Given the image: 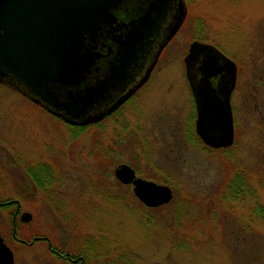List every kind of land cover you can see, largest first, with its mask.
Masks as SVG:
<instances>
[{"label": "rangeland", "instance_id": "obj_1", "mask_svg": "<svg viewBox=\"0 0 264 264\" xmlns=\"http://www.w3.org/2000/svg\"><path fill=\"white\" fill-rule=\"evenodd\" d=\"M185 8L149 85L100 122L72 125L0 86V199L32 214L21 239L91 249L87 264H264V0H187ZM201 40L237 67L227 148L196 132L185 59ZM122 164L170 187L172 201L144 205L116 178ZM37 173H49L57 192L38 190ZM240 174L247 192L234 199L226 189ZM9 211L0 209L2 237L14 231ZM12 244L15 264H63L46 242Z\"/></svg>", "mask_w": 264, "mask_h": 264}, {"label": "water", "instance_id": "obj_2", "mask_svg": "<svg viewBox=\"0 0 264 264\" xmlns=\"http://www.w3.org/2000/svg\"><path fill=\"white\" fill-rule=\"evenodd\" d=\"M122 2L0 0V82L20 91L50 113L65 117L72 125L101 121L133 93L130 91L106 109L92 111L99 98L107 95L117 79L121 83L122 78L118 76L130 64L132 54L136 52L134 49L145 47L156 30L154 15L166 10L168 0L152 3L144 16L131 23L121 58L113 65L111 75L105 82L89 87L80 98L71 91L68 102L59 101L54 88L56 85H80L91 74L101 57L100 53H95L94 44L106 26L112 27L117 22L114 11ZM157 5L162 7L157 9ZM178 11L166 42L177 33L185 20V6L180 5ZM163 47H160V51ZM185 64L196 102L198 136L209 147H230L234 142L231 95L237 79L236 64L214 46L197 42L191 45ZM105 88L106 92L99 94ZM116 178L124 185H133L136 197L147 207L163 206L174 197L170 187L139 178L127 164L116 169ZM21 221L30 223L32 214L23 213ZM0 264H15L14 252L2 236Z\"/></svg>", "mask_w": 264, "mask_h": 264}, {"label": "flooded vegetation", "instance_id": "obj_3", "mask_svg": "<svg viewBox=\"0 0 264 264\" xmlns=\"http://www.w3.org/2000/svg\"><path fill=\"white\" fill-rule=\"evenodd\" d=\"M157 1L158 0H123L119 8L114 11V15L117 19V22L114 23L112 27L106 26L105 31L102 33L101 37L94 44V46H96L95 53H100L101 57L97 61L94 68L92 69L91 74L88 75L86 80L82 82L80 85H75L72 87H61L56 85V88H54V90L56 91V95L59 101L68 102L69 94L71 93V91L76 95L77 98H80L83 96L84 92L87 91L89 87L92 86L96 87L97 85L105 82L110 77L112 68L118 63V61L121 58V53L124 48L123 43L125 42V36L128 33V30L131 29V23H133V21H137L140 17L144 16L148 11V9L150 8L149 5ZM167 3L168 6L164 12H162L161 14L159 13L154 15L156 16L155 17L156 30L152 33L149 40H147L145 47L142 48L141 50L140 48L134 49V52L135 51L136 52L132 54L130 64L127 66L128 68L125 67L123 73L118 76L120 77V79L122 78L121 83L119 84V80L117 79L114 82L112 88L108 89L107 95L104 97L101 96L99 98L100 101H98V103L95 104L94 109L92 111L94 110L97 111L98 109L101 108L106 109L108 108L109 105H112V103H114L115 101L119 99H123L125 95L128 94L130 91H133V93L128 97H126V100L122 102L117 109L112 110L108 114H106L105 118H108V116L115 114L120 109H122L129 101L136 98V96H138L144 90V88L149 85V83L153 78V73L159 63V60L163 52L168 47V45L175 39L177 34L181 31L188 16V14L186 13L185 20L181 25V27L179 28V30L177 31V33L169 40V42H166L169 32L171 31L175 23V20L177 18V15L179 14L178 10L180 8V5L186 6L187 0H168ZM161 7L162 5L156 6L157 9ZM201 43L210 44L204 41H202ZM163 45L164 47L160 51V47ZM189 50H188V54H189ZM153 62H154V66L152 67L151 71L148 72L149 67ZM0 86L6 87L28 99L20 91L2 82H0ZM105 92H106V88L104 89V91L100 92L99 94H103ZM92 95L93 94H91V96ZM34 104H36L37 106H41L42 108H45L44 106L37 104L35 102ZM231 107L234 117V108L232 105V99H231ZM58 117L68 122L65 119V117L62 116H58ZM76 126L80 127L83 125H76ZM27 174H30V172L27 171ZM0 209H8V210L12 209V211H9V214L13 218L14 230L16 229L15 234L13 231V235L16 242L29 246L34 245L38 242H46L48 244L50 252L52 253V255L56 257V261L63 264H87L86 261L88 260V258L92 257L91 253L89 252L91 249L88 250L84 249L83 251L77 253L72 251L68 252L56 246V250H55L52 247L51 240L47 237L36 236L33 237V239L30 241L26 239H21L23 237L20 238L17 236L18 222H21V224H28V223H23L21 221V216L23 213H25L21 211V202L18 200L0 199Z\"/></svg>", "mask_w": 264, "mask_h": 264}, {"label": "trees", "instance_id": "obj_4", "mask_svg": "<svg viewBox=\"0 0 264 264\" xmlns=\"http://www.w3.org/2000/svg\"><path fill=\"white\" fill-rule=\"evenodd\" d=\"M36 176V186L38 188V190L42 191V192H46L45 194H47V196H51L53 192L56 191H52L50 188V185H52L54 183V179L52 177H50L49 173L44 174V176H39V174L37 173ZM33 178V177H32ZM247 181H246V177L245 176H241L237 175L234 177V179L232 181H230L228 189H226L227 194H229V197H232L234 199L239 198L244 192H247L246 189V185ZM9 223H11V227L12 229H14V225H13V218L9 215ZM19 222L17 225V236L20 237L21 236V230L19 227L24 226L23 224H20L19 226ZM13 232V230H12ZM14 235L13 233L9 235H4L5 239H6V243L13 248V239L16 242L15 238H12ZM27 240V239H26Z\"/></svg>", "mask_w": 264, "mask_h": 264}]
</instances>
